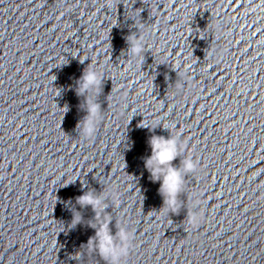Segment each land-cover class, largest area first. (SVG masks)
Returning <instances> with one entry per match:
<instances>
[{"label": "water", "instance_id": "water-1", "mask_svg": "<svg viewBox=\"0 0 264 264\" xmlns=\"http://www.w3.org/2000/svg\"><path fill=\"white\" fill-rule=\"evenodd\" d=\"M87 66L104 79L85 140ZM177 133L173 166L196 169L164 213L144 159ZM105 219L132 236L118 264H264V0H0V264H109L90 244Z\"/></svg>", "mask_w": 264, "mask_h": 264}, {"label": "clouds", "instance_id": "clouds-1", "mask_svg": "<svg viewBox=\"0 0 264 264\" xmlns=\"http://www.w3.org/2000/svg\"><path fill=\"white\" fill-rule=\"evenodd\" d=\"M114 0H104V6L111 8ZM127 53L130 58H139L143 63V53L145 52L144 37L137 35H129L126 38ZM85 60V59H84ZM84 60H79L81 64ZM132 65V59H129V67ZM103 75L98 73L94 67L87 66L77 81V95L90 93L85 99L86 116L77 125L80 128V133L83 139H92L97 130V124L101 121L100 105L94 101L92 94L100 89L103 80ZM67 111V107H65ZM157 126V125H156ZM156 126L149 127L146 123H140L138 127L148 128L151 132ZM162 127V126H161ZM164 128L169 130V126ZM148 145L151 154L144 159V167L150 174V179L153 182L159 181V193L163 199L162 212H174L177 209V197L181 193L183 186V174L194 171L196 163L191 157L186 156L180 161V166H173V161L176 160L184 151V145L179 140V133L176 135L170 134L167 138L160 135H151L148 139ZM104 195H110L114 206L120 203L119 193L115 190H109ZM103 195H96L91 190L83 192L82 195L76 197V202L81 206H90L97 219L99 218V211L103 210L105 205L102 203ZM197 199L194 203H199ZM203 216L199 213L192 214L188 217L189 223L196 225L200 222ZM79 216L73 217V223H78ZM108 220L105 219L96 227V235L90 239V244L95 246L98 254L104 258L109 264H118L121 258L129 255L132 248V236L130 232L124 228H118L115 235L111 234L108 229ZM120 241L119 246L116 245L115 240Z\"/></svg>", "mask_w": 264, "mask_h": 264}]
</instances>
